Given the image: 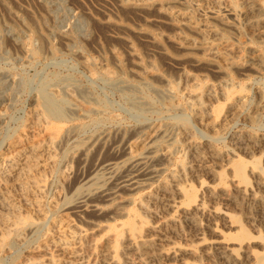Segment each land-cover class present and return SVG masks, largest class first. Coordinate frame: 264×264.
<instances>
[{
    "label": "rangeland",
    "instance_id": "rangeland-1",
    "mask_svg": "<svg viewBox=\"0 0 264 264\" xmlns=\"http://www.w3.org/2000/svg\"><path fill=\"white\" fill-rule=\"evenodd\" d=\"M255 3L264 8V0H0V198L9 204L7 210L0 205V239L7 234L3 213L8 218L18 213L35 224L21 231L14 246L2 250L0 243V264H24L53 244L66 250L51 247L57 264L74 261L75 250L85 264H108L103 245L111 233L97 230L95 248L73 239L74 229H86L94 219L119 230L110 245L117 264H181L158 256L150 243L130 249L125 232L130 222L143 230V240L167 235L165 247L192 250L183 256L190 264H230L212 250L195 249L220 237L211 229V217L197 215L202 242L181 210H168L173 198L189 208L186 197L173 190L175 177L210 210H230L233 226L214 221L222 234L236 235L243 224L251 231L249 250L264 252L258 238L264 236L263 206L235 191L230 173L237 160L260 162L264 169V25L247 24L245 13ZM218 5L229 12L218 18L209 14ZM47 80L53 84L49 90L67 102L64 120H48L41 112L38 88ZM193 91L204 93L209 113L191 104ZM57 127L64 134L56 141ZM127 153L145 158L149 176L139 177L134 190L121 189L101 201L105 213L99 219L74 216L67 203L86 178L98 174L101 184L106 182L105 165L121 162ZM250 181L254 193L264 196L256 179ZM207 186L225 188L232 201L226 206Z\"/></svg>",
    "mask_w": 264,
    "mask_h": 264
},
{
    "label": "bare ground",
    "instance_id": "bare-ground-1",
    "mask_svg": "<svg viewBox=\"0 0 264 264\" xmlns=\"http://www.w3.org/2000/svg\"><path fill=\"white\" fill-rule=\"evenodd\" d=\"M130 1V0H129ZM145 1V0H144ZM224 1V0H223ZM228 1V0H227ZM242 1V0H241ZM134 2V1H133ZM261 2V1H260ZM138 3V2H137ZM143 3V1H142ZM229 3V2H228ZM133 5V3H131ZM150 4V3H149ZM222 4V3H221ZM220 4V5H221ZM130 5V4H129ZM218 5L216 10L209 12L214 17H221L220 13L224 12H229L228 10H225L223 6ZM140 6V5H139ZM210 6V5H209ZM226 6V5H224ZM232 6V5H231ZM230 6V7H231ZM244 7V6H243ZM248 7V6H247ZM234 8V7H233ZM206 9V8H205ZM237 9V8H235ZM249 10H246V17H247V24L250 25H264V17H262V14H264L263 10V5L262 3H255L253 6L248 8ZM238 10V9H237ZM241 10V9H240ZM140 11V10H139ZM172 11V10H171ZM208 11V10H207ZM232 11V9H231ZM230 11V12H231ZM236 11V10H235ZM179 12V11H178ZM177 12V13H178ZM155 13V12H154ZM180 13V12H179ZM205 13V12H204ZM176 14V13H175ZM238 14V13H237ZM188 15V14H187ZM236 15V14H235ZM166 16V15H165ZM175 16V15H174ZM162 17V16H161ZM204 17V16H203ZM210 17V16H209ZM223 17V16H222ZM239 17V15H238ZM192 18V17H191ZM206 18V17H205ZM208 18V17H207ZM225 18V17H224ZM229 18V16H228ZM180 19V18H179ZM220 19V18H219ZM237 19V18H236ZM246 19V18H245ZM185 20V19H184ZM214 20V19H213ZM228 20V19H226ZM233 20V17H232ZM238 20V19H237ZM179 21V20H178ZM181 21V20H180ZM211 21V20H210ZM184 23V21H182ZM187 22V21H185ZM202 22V21H201ZM206 22V21H205ZM235 22V21H234ZM218 23V22H217ZM238 23V22H237ZM236 23V24H237ZM242 23V22H241ZM182 24V23H181ZM194 24V23H193ZM196 24V23H195ZM194 24V26H195ZM229 24V23H228ZM189 25V24H188ZM243 25V24H242ZM190 26V25H189ZM193 26V25H192ZM198 26V25H197ZM224 26V25H223ZM181 27V25H180ZM184 27V26H183ZM210 28V27H209ZM187 29V27H186ZM197 29V28H196ZM208 29V28H207ZM213 28H211L212 30ZM233 29V28H232ZM263 29V28H261ZM202 31V30H201ZM259 31V30H258ZM257 33V32H256ZM262 33V32H261ZM214 34V33H213ZM260 34V31L259 33ZM214 36V35H213ZM261 36V35H260ZM189 39V38H188ZM183 40V39H182ZM184 41V40H183ZM182 41V42H183ZM193 41V40H192ZM207 42V41H206ZM205 42V43H206ZM189 43V42H188ZM193 43V42H192ZM182 44V43H181ZM194 44V43H193ZM226 44V43H223ZM187 45V44H186ZM193 46V45H191ZM196 46V45H195ZM229 47V46H228ZM187 48V46L185 47ZM224 47H222L223 49ZM216 49V48H215ZM218 49V48H217ZM216 49V50H217ZM254 49V48H253ZM185 50V49H184ZM220 50V49H219ZM189 51V50H188ZM192 51V50H191ZM208 51V50H207ZM214 51V50H213ZM212 51V52H213ZM223 52V51H222ZM231 52V51H230ZM228 53V52H227ZM224 52V54H227ZM258 53V52H257ZM256 54V52H255ZM264 54V53H263ZM211 55V54H210ZM209 55V56H210ZM223 55V54H221ZM241 55V54H240ZM226 56V55H224ZM218 58V57H217ZM252 58V56H251ZM250 58V59H251ZM161 59V58H160ZM233 59V58H232ZM237 59V58H236ZM219 61V60H218ZM217 63H220V61ZM241 61V60H240ZM253 61V60H252ZM237 63V62H236ZM243 64V63H242ZM245 64V63H244ZM253 65V64H252ZM256 66V65H255ZM227 68V67H226ZM225 68V69H226ZM262 69V67H261ZM227 71V70H226ZM106 73V72H105ZM109 73V72H108ZM192 74V73H191ZM185 75V74H184ZM149 76V75H148ZM56 78V77H55ZM58 79V78H57ZM112 79V78H111ZM62 80V79H61ZM58 80V81H61ZM64 80V79H63ZM62 80V81H63ZM70 80V78H69ZM54 81V79H53ZM68 81V80H67ZM57 82V81H56ZM114 82V81H113ZM145 83V82H144ZM201 83V82H199ZM226 83V82H225ZM231 83V82H230ZM64 84V83H62ZM149 84V83H148ZM198 84V83H197ZM204 84V83H203ZM223 84V83H221ZM51 84V81L47 80L44 81L38 88V103L41 109V112L43 116L48 119V120H64L67 117V102L66 100L61 97L60 95L53 93L49 90ZM66 85V84H65ZM64 85V86H65ZM171 85V84H170ZM173 85V84H172ZM67 86V85H66ZM148 86V85H147ZM150 86V85H149ZM200 86V85H198ZM202 86V84H201ZM116 87V86H115ZM170 87V86H169ZM231 87V86H230ZM151 88V87H150ZM177 88V87H176ZM198 88V87H197ZM220 88V87H219ZM226 88V86H225ZM244 88V87H243ZM127 89V88H126ZM155 89V88H154ZM188 89V88H187ZM196 89V87H195ZM194 89V90H195ZM170 90V89H169ZM162 91V90H161ZM236 91V90H235ZM262 91V90H261ZM158 92V91H157ZM168 92V91H167ZM174 92V91H173ZM210 91L207 89L205 91V94L209 95ZM246 93V92H243ZM83 94V93H82ZM161 95V94H160ZM173 95V94H172ZM206 95V96H207ZM228 95V94H227ZM240 95V94H239ZM242 95V94H241ZM64 96V95H63ZM203 96L204 93H200L199 91H193L189 94L190 97V102L193 106L198 108L200 111L203 113H209V109L207 106L204 105L203 102ZM210 96V95H209ZM237 96V95H236ZM235 96V97H236ZM167 97V96H166ZM229 97V96H228ZM259 97V96H258ZM159 98V97H158ZM148 101H150L148 98ZM208 99V98H207ZM132 101V100H131ZM74 102V101H73ZM71 102V103H73ZM145 102V101H144ZM188 102V101H187ZM137 101L135 102V104ZM143 103V102H141ZM139 103V104H141ZM138 104V105H139ZM146 104V103H145ZM264 104V103H263ZM105 105V104H104ZM186 105V104H185ZM210 105V104H209ZM142 106V105H140ZM261 106V105H260ZM84 107V106H83ZM82 107V108H83ZM190 107V106H189ZM91 108V107H90ZM212 108V107H211ZM88 109V108H86ZM137 109V108H136ZM141 109V108H140ZM147 109V107H146ZM75 110V109H74ZM78 110V109H77ZM92 110V109H91ZM89 111V109H88ZM133 111V109H132ZM139 111V109L137 110ZM136 111V113H137ZM145 112L147 110H144ZM87 112V111H86ZM142 112V111H141ZM140 112V113H141ZM144 112V113H145ZM216 112V111H215ZM257 112V111H256ZM212 113V111H211ZM221 113V112H220ZM135 114V113H134ZM242 114V113H241ZM138 115V113H137ZM252 115V114H250ZM143 116V115H142ZM218 116V115H217ZM257 116V115H256ZM240 117V116H239ZM238 117V118H239ZM142 118V117H141ZM181 118V117H180ZM191 121V120H190ZM256 121V120H255ZM61 122V121H60ZM178 122V121H177ZM258 122V121H257ZM256 122V123H257ZM50 123V122H48ZM179 123V122H178ZM188 123V122H187ZM223 123V122H222ZM259 123V122H258ZM185 123L183 122V126ZM189 124V123H188ZM182 125V124H181ZM66 126V125H65ZM187 126V125H186ZM216 126V125H215ZM257 126V125H256ZM147 127V126H146ZM70 128V127H69ZM256 129V128H255ZM51 130V129H50ZM160 130V129H159ZM257 130V129H256ZM66 131V130H65ZM31 133V132H30ZM71 133V132H70ZM262 133V132H261ZM50 134V133H49ZM64 134V129L61 127L55 128L53 131V136L54 139L60 140L62 139ZM67 134V133H66ZM134 134V133H133ZM132 134V135H133ZM256 134V132H255ZM259 135V133L257 134ZM217 135H214L216 137ZM249 136V135H247ZM210 137V136H209ZM66 138V136H65ZM154 138V137H153ZM150 139V138H149ZM213 139V138H211ZM236 139V138H235ZM65 140V139H64ZM239 140V139H238ZM237 140V141H238ZM146 141V140H145ZM148 141V140H147ZM188 141V140H187ZM212 141V140H211ZM156 142V141H155ZM125 143V142H124ZM142 144V143H141ZM144 144V143H143ZM65 145V144H64ZM149 145V143H148ZM239 145V144H238ZM57 146V145H56ZM61 146V145H59ZM146 146V145H145ZM144 146V147H145ZM158 146V145H157ZM245 146V145H244ZM147 147V146H146ZM229 147V146H228ZM234 147V146H233ZM237 147V146H236ZM146 149V148H145ZM156 149V148H155ZM154 149V150H155ZM209 149V148H208ZM216 149V148H215ZM225 149V148H224ZM235 150V149H234ZM51 151V149L49 150ZM106 151V150H105ZM152 151V150H151ZM166 151V150H165ZM170 151V150H169ZM175 151V150H174ZM219 151V150H218ZM229 151V149H228ZM239 151V149H238ZM45 152V151H44ZM168 152V151H167ZM257 152V151H256ZM38 153V152H37ZM49 153V152H48ZM98 153V152H97ZM151 153V152H150ZM149 153V154H150ZM248 153V152H247ZM264 153V152H263ZM33 154V153H32ZM51 154V153H50ZM49 154V155H50ZM128 154V153H127ZM133 154V153H132ZM165 154V153H164ZM193 154V153H192ZM245 154V153H244ZM29 155V154H28ZM40 155V154H39ZM59 155V154H58ZM129 156L122 160L121 162H112L108 163L105 165V167H109V173L108 177L106 178V182H103L101 184V177L100 175L96 174L93 175L89 178H86L84 181V184L79 187L74 195V198L67 203V207L72 210V214H76L78 217L79 215H83L84 217H88L90 215H95L97 218L100 217L102 214L101 212L103 211V206L101 205V201L115 196L116 192L118 190L121 191V189H135L137 188V185H139L140 178L141 176H149V174L152 171H148L144 167V160L145 158H135V156L128 154ZM263 154H261L262 156ZM51 156V155H50ZM145 156V154H144ZM164 156V155H163ZM162 156V157H163ZM199 156V155H198ZM244 156V155H243ZM151 157V156H150ZM149 157V158H150ZM158 157V156H157ZM160 157V156H159ZM165 157V156H164ZM169 157V156H168ZM167 157V158H168ZM237 157V156H236ZM25 158V157H24ZM151 158H155V155L152 156ZM243 158V157H242ZM159 159V158H158ZM231 159V158H230ZM236 159V158H235ZM262 159V158H261ZM19 160V159H18ZM34 160V159H33ZM161 160V159H160ZM168 160V159H167ZM158 161V160H157ZM162 161V160H161ZM166 161V160H165ZM211 161V158H210ZM220 161V160H219ZM226 161V160H225ZM252 161V160H251ZM11 160L9 161V165L11 166ZM41 162V161H40ZM55 162V161H54ZM56 163V162H55ZM81 163V162H80ZM156 163V162H155ZM165 163V162H164ZM260 162H254L250 165V163L246 160H237L234 163H232V166L230 168V173H231V178H232V184L233 187L236 189L238 193H240L243 196H250V198L253 200V202L258 205V206H263V217H264V196L258 197L257 194L254 193L253 186L251 185L250 177H254L256 181L258 182V186L264 188V169L260 166ZM51 164V163H50ZM58 164V163H57ZM179 164V163H178ZM177 164V165H178ZM5 165V164H4ZM185 165V164H184ZM225 165V164H224ZM7 166V167H8ZM55 167V166H54ZM149 167V166H148ZM5 168V167H4ZM22 168V167H21ZM43 168V167H42ZM62 168V167H61ZM216 168V167H215ZM19 169V168H18ZM55 169V168H54ZM53 169V170H54ZM104 169V168H103ZM149 169V168H148ZM185 169V168H184ZM197 169V168H196ZM204 169V168H203ZM11 172L16 171L15 167H10ZM8 170V171H10ZM195 170V169H194ZM224 170V169H223ZM2 167L0 166V175L3 173L2 172ZM181 171V170H180ZM202 171V170H201ZM207 171V170H206ZM35 172V171H34ZM37 172V171H36ZM162 172V169L161 171ZM200 172V171H199ZM16 173V172H15ZM43 173V172H42ZM191 173V172H190ZM32 174V173H31ZM54 174V173H53ZM188 174V173H187ZM18 175V174H17ZM34 175V174H33ZM90 175V174H89ZM153 175V174H152ZM190 175V174H189ZM194 175V174H193ZM204 175V174H203ZM23 176V175H22ZM171 175H169L170 177ZM15 177V176H14ZM13 177V180H14ZM75 177V176H74ZM160 177V176H159ZM8 178V177H7ZM176 178V177H175ZM173 179V185L174 186V191L176 196L179 197H186L185 199L188 200L189 202V208L183 209L182 207V202L176 201V198L168 200L167 208L171 212H179L180 210L186 215V217L189 219V221L192 223V225L195 227V231L197 236H199V239H201L202 242H204V239L202 237V231L203 229L201 228L200 223L197 220V215L201 216H209L211 217L212 221L210 222L211 229L213 230L214 233L218 234L220 236L217 240H214L213 242L209 244H201L199 246H195V249L202 250L204 252H209V251H214L218 255H220L221 258L226 259L230 264H247V260L249 259H254L255 263L254 264H264V252L263 253H254L249 250L250 246H248L249 242L251 241V231L243 225L240 224L239 226V231L237 232L236 235H232L229 237L228 235L222 234L216 227V223H214L215 220H220L224 222V224L228 226H233V222L231 221L233 219V215L231 214L230 210L227 208H222L218 210H210L209 208L206 207L204 202L198 198V196L194 192H188L185 193V191L182 188V182L180 185V181ZM181 178V177H180ZM223 178V177H222ZM221 178V179H222ZM147 179V178H146ZM171 179V178H170ZM185 179V177L183 178ZM10 180V179H9ZM168 180V179H167ZM189 180V179H188ZM208 180V179H207ZM142 181V180H141ZM164 181V180H163ZM196 181V180H195ZM155 182V181H154ZM184 182V181H183ZM168 183V182H167ZM171 183V181H170ZM186 183V182H185ZM184 183V184H185ZM223 183V182H222ZM231 183V182H230ZM111 186H107V185ZM187 184V183H186ZM221 185V184H220ZM168 184L163 183V187L167 189ZM188 186V185H187ZM215 186V185H214ZM257 186V185H256ZM18 187V186H17ZM22 187V186H21ZM199 187V186H198ZM222 187V186H221ZM9 188V187H8ZM29 189V188H28ZM34 189V188H33ZM156 189V188H155ZM154 189V190H155ZM207 189L214 195H218L223 201H225V205L228 206L229 202L232 201V196L230 194H227L225 188H217V187H212V186H207ZM19 191V190H18ZM130 191V190H129ZM4 192V191H2ZM1 192V193H2ZM22 192V191H21ZM122 192V191H121ZM155 192V191H154ZM162 192V191H161ZM21 195V194H20ZM259 195V194H258ZM263 195V194H262ZM34 196V195H33ZM204 197V196H203ZM168 198V197H167ZM23 199V198H22ZM180 199V198H179ZM33 200V199H32ZM144 200V199H143ZM166 200V199H165ZM219 198L217 199V201ZM249 200V199H248ZM147 201V200H146ZM145 201V202H146ZM159 201V200H158ZM212 201V200H211ZM157 202V201H156ZM250 202V201H249ZM20 203V202H19ZM138 203V202H137ZM140 203V202H139ZM151 203V202H150ZM207 203V202H206ZM217 203V202H216ZM149 204V203H148ZM0 205L4 210L9 209V204L5 203L4 200L0 198ZM220 205V204H219ZM137 206V205H136ZM147 206V205H146ZM154 206V205H153ZM235 206V205H234ZM152 207V206H151ZM249 207V206H248ZM247 207V208H248ZM58 208V207H57ZM63 208V207H62ZM67 208V209H68ZM159 208V207H158ZM243 208V207H242ZM251 208V207H250ZM16 209V208H15ZM14 209V210H15ZM66 209V208H63ZM252 209V208H251ZM261 209V208H260ZM21 210V209H20ZM157 210V209H156ZM16 211V210H15ZM162 211V210H161ZM27 212V211H26ZM104 212V211H103ZM131 212V211H130ZM24 213V212H23ZM105 213V212H104ZM109 213V212H108ZM248 213V212H247ZM1 214V213H0ZM71 214V213H70ZM6 214L3 213L1 215V218L3 220L2 225L7 229V234L5 238L0 239L1 243V249H5V244H10V246H14L17 242L20 241V234L21 231L27 227L33 226L35 224H32L28 222L27 220L23 219V217L19 216L18 213L14 215L13 218H8L5 216ZM72 215V216H73ZM74 215V216H76ZM89 215V216H88ZM109 215V214H108ZM130 215V214H129ZM128 215V216H129ZM31 216V215H30ZM70 216V215H69ZM111 216V215H110ZM124 217V214L122 215ZM91 217V216H90ZM94 217V216H93ZM107 217V216H106ZM170 217V216H169ZM104 217L102 216V219ZM128 218V217H127ZM172 220H174V214H171L170 217ZM81 219V218H80ZM94 219V218H93ZM99 219V218H98ZM110 219V218H109ZM126 219V218H125ZM250 219V218H249ZM1 220V219H0ZM127 220V219H126ZM206 220V219H205ZM102 221V220H101ZM104 221V220H103ZM130 221V220H129ZM208 221V220H207ZM208 221V222H209ZM250 221V220H249ZM42 222V221H41ZM38 223V222H37ZM86 223V222H85ZM84 223V224H85ZM108 223V222H107ZM129 223V222H127ZM190 223V224H191ZM207 223V222H206ZM66 224V223H65ZM189 224V225H190ZM89 227L85 229L84 228H76L74 229L73 232V239L77 240L79 239L80 241H85L87 242L88 246L95 248L98 246V239H97V230L100 229L103 231H107V233H111L110 235L107 236L105 239V243L103 247H106V249L109 251V260L110 262L108 264H117L116 261H114L113 258V252L112 248L110 247L112 241L120 235L118 229H113L111 226H105L102 225L100 221L94 220H89V223L87 224ZM86 225V226H87ZM255 225V224H254ZM44 226V225H43ZM74 226V225H73ZM221 226V225H220ZM236 226V225H235ZM64 227V226H63ZM164 227V226H163ZM173 227V226H172ZM66 228V227H65ZM189 228V227H188ZM228 228V227H227ZM251 228V227H250ZM179 229V228H178ZM72 230V229H71ZM29 231V230H28ZM67 231V230H66ZM194 231V230H193ZM126 232V245L132 250H139L141 249L144 245H147V243L152 244L156 251L157 255L160 256L163 259H166L168 261H173V260H180L181 264H190L188 261L185 260L183 257L184 254L187 251L193 252L190 249H186L177 245H173L170 247H165L164 242H167L169 238H167V235H163L161 237H154L151 240H143V230L139 228L136 223L130 222L127 225V229H125ZM124 232V233H125ZM113 233V234H112ZM254 233V232H253ZM261 233V232H260ZM169 235V234H168ZM257 235V234H255ZM263 235V233H262ZM68 236V234H67ZM213 236V235H212ZM253 236V235H252ZM70 237V236H69ZM56 238V237H55ZM260 239L263 248H264V236H258ZM54 239V238H52ZM63 239V238H62ZM57 240V239H56ZM59 240V239H58ZM77 242V241H76ZM72 243V242H71ZM75 244V243H74ZM83 244V243H82ZM81 244V245H82ZM167 244V243H166ZM78 245V244H77ZM80 245V246H81ZM54 246L53 249L57 251L65 250V247L62 245H52ZM52 246H47L42 248L41 250L37 251V253L34 255L35 257H30L25 261L24 264H57L58 259H56V256L54 254V251L52 250ZM66 246V244H65ZM69 246V245H68ZM85 246V244H84ZM79 247V246H78ZM99 247V246H98ZM70 248V247H69ZM188 248V247H187ZM190 248V247H189ZM78 249V248H77ZM89 250V249H87ZM131 250V252H132ZM242 250V251H241ZM66 251V250H65ZM80 250H75L74 251V261L70 262V264H85L83 261V256L79 252ZM91 251V250H89ZM88 251V252H89ZM105 251V250H104ZM129 252V253H131ZM103 253V252H102ZM128 253V252H127ZM198 253V251H197ZM84 254V253H83ZM153 254V253H152ZM69 255V254H68ZM27 256V255H26ZM70 257V256H69ZM126 257V256H125ZM201 257V256H200ZM142 258V257H141ZM198 258V257H197ZM220 258V259H221ZM134 259V258H133ZM211 259V258H210ZM214 259V258H213ZM126 260V259H125ZM131 260V259H129ZM135 260V259H134ZM203 260V259H202ZM2 259L0 258V263ZM161 261V260H160ZM224 261V260H223ZM253 262V261H252ZM128 263V262H127ZM135 263V262H134ZM193 263V262H191ZM202 263V262H201ZM22 264V263H21ZM124 264V263H123ZM139 264V263H138ZM168 264V263H167Z\"/></svg>",
    "mask_w": 264,
    "mask_h": 264
}]
</instances>
